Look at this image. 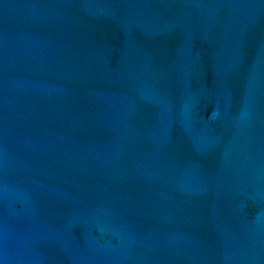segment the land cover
I'll list each match as a JSON object with an SVG mask.
<instances>
[{
	"label": "water",
	"instance_id": "obj_1",
	"mask_svg": "<svg viewBox=\"0 0 264 264\" xmlns=\"http://www.w3.org/2000/svg\"><path fill=\"white\" fill-rule=\"evenodd\" d=\"M0 264H264V0H0Z\"/></svg>",
	"mask_w": 264,
	"mask_h": 264
}]
</instances>
